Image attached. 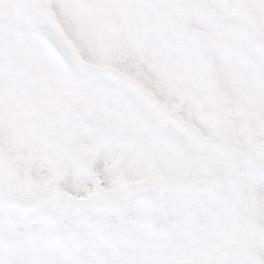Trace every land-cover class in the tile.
Instances as JSON below:
<instances>
[{"label": "rangeland", "instance_id": "rangeland-1", "mask_svg": "<svg viewBox=\"0 0 264 264\" xmlns=\"http://www.w3.org/2000/svg\"><path fill=\"white\" fill-rule=\"evenodd\" d=\"M0 0V188L54 191L71 169L100 187L177 181L264 147V0ZM41 5H45L41 7ZM47 23L64 64L35 29ZM63 35V36H62ZM79 58L83 60L80 63ZM118 71L220 152L150 108ZM43 161L48 173L34 168Z\"/></svg>", "mask_w": 264, "mask_h": 264}, {"label": "snow or ice", "instance_id": "snow-or-ice-1", "mask_svg": "<svg viewBox=\"0 0 264 264\" xmlns=\"http://www.w3.org/2000/svg\"><path fill=\"white\" fill-rule=\"evenodd\" d=\"M35 31L59 53L46 22ZM34 168L43 183L47 165L38 160ZM194 168L131 194L106 171L98 190L70 169L61 187L83 200L0 188V264H264V153Z\"/></svg>", "mask_w": 264, "mask_h": 264}, {"label": "water", "instance_id": "water-1", "mask_svg": "<svg viewBox=\"0 0 264 264\" xmlns=\"http://www.w3.org/2000/svg\"><path fill=\"white\" fill-rule=\"evenodd\" d=\"M51 3L52 0H49V9H51ZM53 16V15H52ZM53 26L55 27L56 30H58V32L60 34H63V31L58 27L57 22L55 20V18L53 17ZM63 36V35H62ZM80 63H83V60L81 58H79ZM91 73L97 75V76H109V77H114L116 79H118L121 82H125L128 83L133 89H135V91L137 92V94L150 106L152 107L158 114H160L161 116H163L166 120L170 121L171 123H173L174 125L182 128L183 130H185L186 132H188L191 136H193L199 143H201L202 145L209 147L213 150L216 151H220V152H229L232 151L234 153L237 154L236 150H231L228 147H223V146H218L216 144H210L206 141H204L199 134H197L196 132L192 131L187 125H185L181 120L175 118L173 115L167 113L165 110H163L157 103L156 101L152 98V96H150L149 94H147L141 87H139L133 80H131L130 78H128L127 76H125L124 74L118 72V71H114L111 69H93L90 68L89 70ZM262 153H264V147L260 148L258 150V152H256L255 155L250 154V155H242L240 154V157L242 159H247L246 162L252 161L256 158H258ZM243 162V163H246ZM175 181H172L171 183H173ZM124 189H135L137 191H142L145 190L146 188H144L143 186H134V185H129L126 186Z\"/></svg>", "mask_w": 264, "mask_h": 264}, {"label": "bare ground", "instance_id": "bare-ground-1", "mask_svg": "<svg viewBox=\"0 0 264 264\" xmlns=\"http://www.w3.org/2000/svg\"><path fill=\"white\" fill-rule=\"evenodd\" d=\"M48 13V16H47V20L48 22H51L52 24V21H53V16H52V9L49 10V6L47 7V10H46ZM59 56L61 57L62 60H65L66 61V64L68 63V65H71L70 61L68 60V58L62 53L60 52L59 50ZM148 105V104H147ZM149 106V105H148ZM151 108V107H150ZM153 109V108H152ZM154 110V109H153ZM155 111V110H154Z\"/></svg>", "mask_w": 264, "mask_h": 264}]
</instances>
